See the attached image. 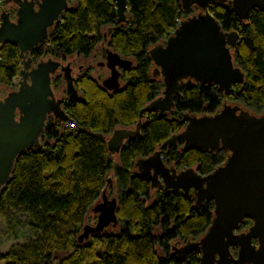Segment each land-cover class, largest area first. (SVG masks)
I'll return each instance as SVG.
<instances>
[{
	"label": "trees",
	"instance_id": "obj_1",
	"mask_svg": "<svg viewBox=\"0 0 264 264\" xmlns=\"http://www.w3.org/2000/svg\"><path fill=\"white\" fill-rule=\"evenodd\" d=\"M127 1L129 22L119 24L113 0H71L48 31L46 43L29 52L33 64L47 55L87 56L106 40L109 49L131 59L132 65L122 69L123 85L114 91L105 89L89 71L79 74L75 79L79 97L65 99L62 105L68 121L48 116L40 135L42 148L29 147L16 157L10 179L0 188V216L26 215V224L40 236L0 254V264L199 262V251L179 258L172 245L176 240L197 239L207 229L213 201L206 200L195 209L191 196L165 193L161 187L152 194L150 182L137 173L134 162L179 132L185 125L181 120L185 112L213 114L227 100L264 113V11L252 9L249 19L241 21L229 4L208 6L224 31L235 30L239 36L233 60L244 72V82L234 84L227 93L215 85L186 86L175 97L170 114L144 113L139 133L123 142L114 163L106 135L117 127L135 126L140 109L163 88L160 78L152 75L148 49L190 14L182 10L179 0ZM111 25L110 33L103 34ZM20 60L17 45H1L0 84L14 87ZM61 83V74H55L54 92ZM226 155L224 148L213 152L194 146L183 149L179 141L163 160L177 170L194 167L207 174ZM110 171L116 179L118 230L84 236V228L89 226L84 222L87 212L102 195ZM251 223L246 218L237 229ZM231 252L236 256L237 248L231 247Z\"/></svg>",
	"mask_w": 264,
	"mask_h": 264
},
{
	"label": "water",
	"instance_id": "obj_2",
	"mask_svg": "<svg viewBox=\"0 0 264 264\" xmlns=\"http://www.w3.org/2000/svg\"><path fill=\"white\" fill-rule=\"evenodd\" d=\"M116 21L128 23L127 0H113ZM182 10L190 13L180 20L166 38L148 49L152 75L159 77L161 94L139 111L133 128L117 127L106 140L107 149L117 154L123 142L136 136L144 113L157 111L159 117L170 114L175 97L193 84L215 85L227 93L234 84L244 82V72L234 64L233 50L238 43L235 30L224 31L210 13L211 3L229 4L234 15L247 21L252 9L264 11V0H179ZM71 0H3L16 5L15 17L10 9L0 12V47L3 43L17 45L20 57L19 81L15 89L1 96L0 87V188L10 179L16 157L27 148L41 149L40 135L48 116L66 122L62 105L79 97L70 63L47 57L35 64L29 52L45 44L48 31L70 6ZM197 9L196 12H193ZM74 57V56H72ZM109 75L100 83L108 91L121 88L120 69L129 68L132 60L106 48ZM60 71L65 82V96L56 97L52 77ZM5 90L7 91V87ZM10 89V88H9ZM185 123L177 133L164 140L158 149L146 157L137 158V173L150 182V188L160 185L165 193L191 196L193 208L206 200L213 201L212 219L207 229L195 240H187L172 251L185 258L189 251L200 252L198 264H264V113L249 112L238 104L223 103L213 114L185 112ZM182 148L197 147L202 151H227L225 160L207 174L194 167L177 170L167 165L163 156L177 142ZM94 204L95 225L84 228V236L115 226L116 199ZM246 218L252 223L246 230L237 228ZM231 247H236L234 256Z\"/></svg>",
	"mask_w": 264,
	"mask_h": 264
},
{
	"label": "rangeland",
	"instance_id": "obj_3",
	"mask_svg": "<svg viewBox=\"0 0 264 264\" xmlns=\"http://www.w3.org/2000/svg\"><path fill=\"white\" fill-rule=\"evenodd\" d=\"M4 8H9L10 9V17H11V19H14L16 5L13 4V3H2L0 5V12ZM196 11H197V9H195L191 13H194ZM108 28L107 27L104 28L103 34H106L108 32ZM105 45L107 46L106 40H102L97 45V48H104ZM72 56H74V57H72ZM72 56H67V57H64V58H57V57H54V56H48L47 55L43 59H46L47 57H51L53 59L64 61V64H66L67 63V58H68V62L70 61V63L72 64V66L74 68L73 74L77 76V75L82 73V72L78 73L79 71H77V69H76V66L78 64H80V61H79V59L75 58V56H77V55H72ZM77 57L81 58L80 56H77ZM72 58H73V61L71 62ZM101 59H102L101 54L99 52H97L95 57H94V59H93V61H92L93 66L91 67L92 71L90 72V74L95 79H97L98 81L100 80L101 77H104V76H106L108 74V70L106 68H98V69H96L95 62L97 60H101ZM152 67H153V65H152ZM56 74H61V72H57ZM61 76H62V74H61ZM18 81H19V77H17L15 79L14 87L13 88L7 87V91L5 90L4 85L0 84L1 96L3 97L8 91H10L12 89H15L18 86ZM121 83L123 84L122 81H121ZM55 96L56 97L65 96V82H64L63 78H62V83H61V85H59L58 90L55 91ZM225 102L226 103H230V104H238V105L242 106L244 109L248 110L249 112L256 113V112L246 108L245 106H243L239 102L224 100L222 102V104L225 103ZM133 127L134 126H131V128H133ZM109 136H110V133L108 135H106V139H108ZM158 148H159V146L156 149H158ZM112 156H113L114 163H117V161H118L117 154H113ZM167 165L169 166L170 164H167ZM106 180L107 181H106V184H105V187L103 189V193L102 194L105 195V198L112 199V198L116 197V195H117L116 179H115L112 171H110L106 175ZM154 190L155 189H152V194L155 192ZM102 199H103L102 195H100V197L95 201L94 204H96L98 202H101ZM92 206L90 207V209L87 212L86 219L84 221L85 225L89 224V225L93 226V225L96 224L97 214L93 212ZM26 220H27V216L24 215V214H20V213H17L12 218H8V217H5V216H0V254L6 253L9 249H11L12 247H14L16 245H23L25 243L34 241L37 238H39V236H40L39 232L29 228V226L26 224ZM248 226H246L243 229H237L236 231L240 232V231L246 230ZM117 230H118V226L109 225L103 231L117 232ZM189 239H191V238H189ZM191 240H195V239H191ZM176 241L180 242V243L177 244V246L182 245L183 243L186 242V241H180V240H176Z\"/></svg>",
	"mask_w": 264,
	"mask_h": 264
},
{
	"label": "flooded vegetation",
	"instance_id": "obj_4",
	"mask_svg": "<svg viewBox=\"0 0 264 264\" xmlns=\"http://www.w3.org/2000/svg\"><path fill=\"white\" fill-rule=\"evenodd\" d=\"M112 28H113V25H111L109 28H108V32H107V34H109L110 33V31L112 30ZM106 48H109L108 46H104V48H95L89 55H87V56H80L81 58H78L77 56H75V58H77V59H79V61H80V64H78L77 66H76V69H77V71H79L78 73H83V72H86V71H89V72H91L92 70H91V67L93 66V64H92V61H93V59H94V57H95V55H96V53L97 52H99L100 54H101V57H102V59L101 60H97L96 62H95V66H96V69H98V68H106L107 70H108V74L106 75V76H104V77H101L100 78V82L104 79V78H106L108 75H109V73H110V70H109V68L105 65V63H106ZM72 56V55H71ZM73 61V58H72V60H71V62ZM63 64H64V61H61ZM68 63H70V61L68 62ZM70 66H71V68H72V75L74 76V78L76 79L77 78V76L76 75H74L73 74V71H74V68H73V66H72V64L70 63ZM120 71H121V75H122V69H120ZM58 72H60V71H58ZM121 75H120V77H119V80H120V83H121V81H122V78H121ZM122 83H121V87H122ZM159 187H161L162 188V186L160 185ZM156 189H158V187L156 188Z\"/></svg>",
	"mask_w": 264,
	"mask_h": 264
}]
</instances>
